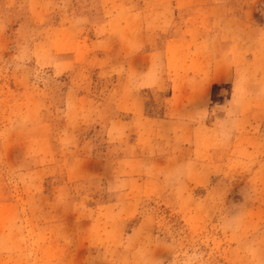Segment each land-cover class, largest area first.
I'll list each match as a JSON object with an SVG mask.
<instances>
[{
	"label": "rangeland",
	"instance_id": "374dc122",
	"mask_svg": "<svg viewBox=\"0 0 264 264\" xmlns=\"http://www.w3.org/2000/svg\"><path fill=\"white\" fill-rule=\"evenodd\" d=\"M142 6L150 47L189 17L173 0H0V264H264V50L250 39L214 103L216 156L120 160L129 130L108 126L135 76L118 27Z\"/></svg>",
	"mask_w": 264,
	"mask_h": 264
},
{
	"label": "crops",
	"instance_id": "0c3cea01",
	"mask_svg": "<svg viewBox=\"0 0 264 264\" xmlns=\"http://www.w3.org/2000/svg\"><path fill=\"white\" fill-rule=\"evenodd\" d=\"M262 1L173 0L177 10H189V17L180 28H162L166 39L156 47H150L145 7L128 14L132 20L118 28L119 33L128 32L121 35L122 48L129 74L135 77L132 89L120 94L118 109L129 118L114 119L108 126L109 133L114 129L113 137L129 130L130 153L120 160L166 156L161 160L168 167L187 156L196 164H202V156H216L214 103L228 83L245 78L240 71L255 57L248 52L250 39L264 50V25L258 24ZM113 137L110 141H117ZM210 168L206 176L213 174Z\"/></svg>",
	"mask_w": 264,
	"mask_h": 264
}]
</instances>
